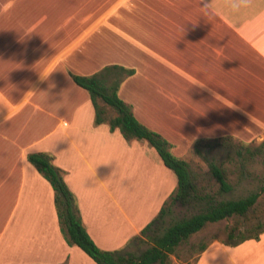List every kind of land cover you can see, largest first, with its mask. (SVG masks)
<instances>
[{"label":"crops","instance_id":"crops-1","mask_svg":"<svg viewBox=\"0 0 264 264\" xmlns=\"http://www.w3.org/2000/svg\"><path fill=\"white\" fill-rule=\"evenodd\" d=\"M115 64L134 69L119 95L181 158L264 136V0H0V264H98L66 240L31 153L52 155L105 250L140 236L176 189L154 146L110 128L116 113L96 123L73 78ZM192 264H264V231L214 240Z\"/></svg>","mask_w":264,"mask_h":264},{"label":"trees","instance_id":"trees-1","mask_svg":"<svg viewBox=\"0 0 264 264\" xmlns=\"http://www.w3.org/2000/svg\"><path fill=\"white\" fill-rule=\"evenodd\" d=\"M134 73V69L121 65H108L90 76L73 75L75 82L86 88L92 97L96 111V123L104 121L107 106L116 110V115L109 120L112 130L118 128L128 141L146 139L156 148L164 164L172 169L178 178L176 189L165 200L159 214L141 231V235L134 237L128 245L121 249L105 250L100 248L84 226L76 196L64 179V171L54 164L52 155L45 152L29 154V160L50 181L55 190V204L58 210L61 230L70 244L82 248L98 264H168L171 254L180 258L179 248L190 242L196 232L205 229L208 225L220 222L234 216H245L258 202L260 191H252L246 196L238 198H220V195L233 190L234 185L229 181L227 171L218 163L210 161V173L216 179V192L204 191L196 183V177L191 170L190 162L177 156L172 151V144L159 132L151 129L137 119L133 107L119 95L121 83ZM99 99L106 105H101ZM264 142L255 149H259ZM245 144L246 154L253 156L255 151ZM238 154L244 156L242 149ZM195 200L202 204L199 212L189 217L174 221L157 235H150L152 228L157 225L171 208V205L189 203ZM251 233L248 230H239L234 227L228 232L226 244H238L248 238H258L264 231V222L258 221ZM150 240V244L141 252L130 249L131 242L138 239ZM209 243L203 242L199 246L198 255L203 252ZM43 264V263H32ZM178 264V263H177ZM189 264V263H188Z\"/></svg>","mask_w":264,"mask_h":264},{"label":"rangeland","instance_id":"rangeland-1","mask_svg":"<svg viewBox=\"0 0 264 264\" xmlns=\"http://www.w3.org/2000/svg\"><path fill=\"white\" fill-rule=\"evenodd\" d=\"M99 102L101 105H105L101 99H99ZM107 110L109 111L107 114L110 116L116 113V110L110 106H107ZM263 142L264 136L249 143L225 137L214 141L208 149H204L201 153L193 150L188 155V161L196 177V183L203 188V192L213 193L218 189L216 179L210 173L209 164L212 161L220 164L227 171L229 181L234 185L233 190L220 195V198H238L246 196L252 191H260V197L256 205L245 216H234L212 223L205 229L193 234L190 242L179 248L180 258L171 254V262L168 264H192L198 257L201 243L226 240L228 232L234 227L237 228V231L249 229L247 233H251L253 231L251 228L258 221L264 222V145L259 149H255ZM245 144L250 145L249 147L255 151L253 156L246 154L247 148L243 147ZM238 149H242L243 157L238 154ZM201 209L202 204L195 200L189 203L177 202L171 205L168 213L165 214L161 222L152 228L149 234L157 235L174 221L189 217ZM144 239L145 241L137 240L134 242V251L139 253L149 246L150 240Z\"/></svg>","mask_w":264,"mask_h":264},{"label":"clouds","instance_id":"clouds-1","mask_svg":"<svg viewBox=\"0 0 264 264\" xmlns=\"http://www.w3.org/2000/svg\"><path fill=\"white\" fill-rule=\"evenodd\" d=\"M210 7H211L210 5H207V4H206V5H204L205 14H208V13H207V9H208V8H210ZM231 7H232V8H236V7H238V6H237V5H235V4H233ZM49 74H50V73H49Z\"/></svg>","mask_w":264,"mask_h":264}]
</instances>
